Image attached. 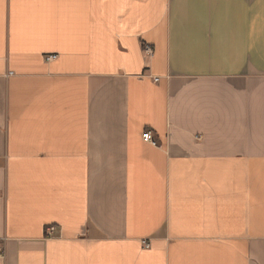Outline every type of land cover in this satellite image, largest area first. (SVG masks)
Instances as JSON below:
<instances>
[{"label":"crops","instance_id":"1","mask_svg":"<svg viewBox=\"0 0 264 264\" xmlns=\"http://www.w3.org/2000/svg\"><path fill=\"white\" fill-rule=\"evenodd\" d=\"M0 243L264 264V0H0Z\"/></svg>","mask_w":264,"mask_h":264},{"label":"built area","instance_id":"2","mask_svg":"<svg viewBox=\"0 0 264 264\" xmlns=\"http://www.w3.org/2000/svg\"><path fill=\"white\" fill-rule=\"evenodd\" d=\"M147 50H151L150 46H147ZM56 57V55H48L46 56V60H52ZM156 81L159 80V78H155ZM143 137L146 141H149L153 144H157L158 140L156 138V134L153 130L148 129L143 133ZM54 226H50L49 228H47L46 230V234L52 236L54 233ZM144 247L149 248L150 247V242L148 240H144L143 241ZM6 259V250L4 247V244L0 243V262L4 261Z\"/></svg>","mask_w":264,"mask_h":264}]
</instances>
